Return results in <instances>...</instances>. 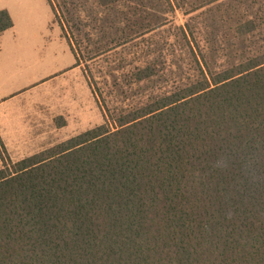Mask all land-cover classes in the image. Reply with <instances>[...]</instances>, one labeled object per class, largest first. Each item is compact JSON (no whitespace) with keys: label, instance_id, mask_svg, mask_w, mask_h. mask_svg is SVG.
Returning <instances> with one entry per match:
<instances>
[{"label":"trees","instance_id":"16d2710c","mask_svg":"<svg viewBox=\"0 0 264 264\" xmlns=\"http://www.w3.org/2000/svg\"><path fill=\"white\" fill-rule=\"evenodd\" d=\"M47 2L102 123L0 156V264H264V0Z\"/></svg>","mask_w":264,"mask_h":264},{"label":"rangeland","instance_id":"374dc122","mask_svg":"<svg viewBox=\"0 0 264 264\" xmlns=\"http://www.w3.org/2000/svg\"><path fill=\"white\" fill-rule=\"evenodd\" d=\"M0 11L12 23L0 33V156L14 162L100 125L102 114L47 0H0Z\"/></svg>","mask_w":264,"mask_h":264},{"label":"crops","instance_id":"0c3cea01","mask_svg":"<svg viewBox=\"0 0 264 264\" xmlns=\"http://www.w3.org/2000/svg\"><path fill=\"white\" fill-rule=\"evenodd\" d=\"M3 32H4V31H3ZM3 32H2V33H3Z\"/></svg>","mask_w":264,"mask_h":264}]
</instances>
